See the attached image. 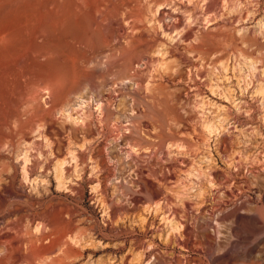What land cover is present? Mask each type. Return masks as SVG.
<instances>
[{
    "label": "rangeland",
    "instance_id": "374dc122",
    "mask_svg": "<svg viewBox=\"0 0 264 264\" xmlns=\"http://www.w3.org/2000/svg\"><path fill=\"white\" fill-rule=\"evenodd\" d=\"M136 1L98 4L137 23L127 40L66 42L96 89L52 117L54 144L0 149L5 264H264V0Z\"/></svg>",
    "mask_w": 264,
    "mask_h": 264
},
{
    "label": "bare ground",
    "instance_id": "6f19581e",
    "mask_svg": "<svg viewBox=\"0 0 264 264\" xmlns=\"http://www.w3.org/2000/svg\"><path fill=\"white\" fill-rule=\"evenodd\" d=\"M101 1L104 0H0V149L5 148L12 157L16 152L13 151L15 144L18 147L25 146L32 138L54 144L52 117L64 111L72 95L84 96L96 89L91 83V74L85 69L81 72L78 70L66 42H72V37L76 34L88 38L91 31L101 36L105 42H122L126 32L134 31H131V27L137 23L134 24V20L131 23V18L127 15L124 19L110 18L108 12L101 15L98 9ZM156 1L153 3L156 4ZM214 1L205 6V12L215 9L217 3ZM180 22L170 26L168 30L180 32ZM184 36L186 38L188 34ZM61 39L64 40L65 47L60 52L55 53L47 48L48 44ZM124 40H127L126 37ZM56 62L64 68L62 76H58L51 68ZM97 101L102 103L103 96L97 94ZM105 109L106 104L99 106L101 112ZM22 157L26 166L28 157ZM22 170L23 178H26L27 169L24 167ZM13 178L0 172V205L6 199L2 196L3 193L12 198L18 197L10 188ZM6 186L9 188L6 189ZM206 226L210 227L208 224ZM218 228L215 229L212 242L219 239ZM1 240L0 244H6V241ZM40 256L37 251H33L29 264H34ZM4 258L0 257V264H5Z\"/></svg>",
    "mask_w": 264,
    "mask_h": 264
}]
</instances>
